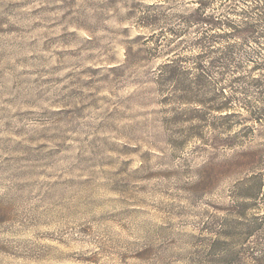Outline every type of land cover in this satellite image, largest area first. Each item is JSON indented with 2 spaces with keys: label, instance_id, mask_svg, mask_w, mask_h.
<instances>
[{
  "label": "clouds",
  "instance_id": "clouds-1",
  "mask_svg": "<svg viewBox=\"0 0 264 264\" xmlns=\"http://www.w3.org/2000/svg\"><path fill=\"white\" fill-rule=\"evenodd\" d=\"M0 264H264V0H0Z\"/></svg>",
  "mask_w": 264,
  "mask_h": 264
}]
</instances>
